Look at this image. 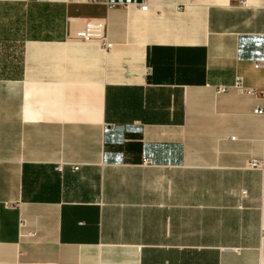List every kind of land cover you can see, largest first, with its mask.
<instances>
[{
    "label": "crops",
    "instance_id": "1",
    "mask_svg": "<svg viewBox=\"0 0 264 264\" xmlns=\"http://www.w3.org/2000/svg\"><path fill=\"white\" fill-rule=\"evenodd\" d=\"M109 1L0 0V264H264V0Z\"/></svg>",
    "mask_w": 264,
    "mask_h": 264
},
{
    "label": "built area",
    "instance_id": "2",
    "mask_svg": "<svg viewBox=\"0 0 264 264\" xmlns=\"http://www.w3.org/2000/svg\"><path fill=\"white\" fill-rule=\"evenodd\" d=\"M89 1L101 2L110 7L116 4V2L109 1V0H89ZM136 3L138 5V8H140V10L148 9L149 0H139ZM124 5H127V2H125ZM73 35L76 38H79L85 41L96 42L104 50H109L112 46V42L109 40L107 36L105 21L101 17L87 18L84 21L83 25L74 31ZM262 53H263V56L255 61L254 63L255 66H264V46L262 48ZM148 69L150 70V67ZM230 88H234L238 90L239 92L247 93V94H257L258 92H263V90H259L258 88L245 86L241 82L240 78H236L230 84H218L215 90L217 92H222ZM254 111L260 114H264V106H258L254 108ZM144 161H149V160L145 158ZM246 165L252 166V167H263V162L258 158H251L247 160ZM77 167L78 166H74V168H77ZM244 193H245V190H243V194ZM27 233H33V232L28 231Z\"/></svg>",
    "mask_w": 264,
    "mask_h": 264
}]
</instances>
